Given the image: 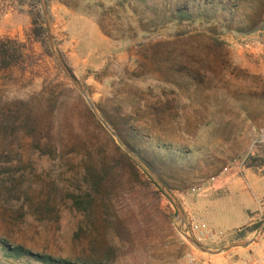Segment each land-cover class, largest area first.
I'll list each match as a JSON object with an SVG mask.
<instances>
[{"label":"rangeland","instance_id":"1","mask_svg":"<svg viewBox=\"0 0 264 264\" xmlns=\"http://www.w3.org/2000/svg\"><path fill=\"white\" fill-rule=\"evenodd\" d=\"M162 3L151 0L150 6ZM31 4L0 0V41L26 45L27 58L0 72V106L9 120L0 125V235L35 252L109 264H201L205 258L225 264L231 252L246 247L224 248L258 243L264 216L247 239L235 232L197 241L185 203H196L198 189L221 175L247 168L248 158L264 148V54L256 50L264 45V29L244 35L216 19L158 26L124 13L117 1L41 0L50 57L31 37ZM15 25L23 27L21 36L9 29ZM49 35L98 114L59 64ZM40 93L41 130L24 123L20 106L7 105ZM102 110L129 129L124 138L135 150ZM98 115L146 168L133 159L140 175L120 169L94 190L90 156L129 154ZM158 146L186 150L189 158L172 164L163 152L156 174L140 155L153 161Z\"/></svg>","mask_w":264,"mask_h":264},{"label":"trees","instance_id":"2","mask_svg":"<svg viewBox=\"0 0 264 264\" xmlns=\"http://www.w3.org/2000/svg\"><path fill=\"white\" fill-rule=\"evenodd\" d=\"M32 1V17L33 27L31 32L32 39L40 43L45 49L46 55L52 57L50 47L47 40V30L44 27V16L41 8L38 10V4H41V0ZM117 1L118 7L121 8L124 13L138 14L148 19L147 24H155L158 26H166L170 23H182V22H194L205 21L206 19H216L225 25L227 31L238 32L244 35H253L261 32L264 29V0H236L237 4L230 6L226 0H162V4L165 7H161L159 4L153 9L150 6L151 0H110ZM247 5V6H246ZM161 8V9H159ZM249 11L251 14H245ZM26 45L19 43L16 40L5 39L0 41V72L4 70H10L13 67L21 66L22 63H26L24 50ZM70 72L74 75L73 70L69 67ZM75 77V76H74ZM45 92V90L43 91ZM7 105L20 106L23 109L24 123L28 125L30 122H34L39 129L44 128V122L46 119L43 117L42 109L40 113L36 114V109L45 106L44 93H40L37 96L30 97L19 101H10ZM4 109L0 106V125H7L9 120L7 116L3 114ZM91 114L92 111L89 109ZM104 118L114 127L118 132L122 140L129 146V142L124 138L125 130H129L120 126L119 122L113 120L105 111L102 110ZM24 125V124H23ZM123 129H125L123 131ZM134 132V130H131ZM131 133V132H129ZM133 137L139 139V134L131 133ZM41 148V145L39 144ZM131 147V146H129ZM132 148V147H131ZM133 149V148H132ZM163 149V150H161ZM135 150V149H133ZM166 152L170 156L172 164L184 163L186 158H189L190 152L186 150L171 151L170 149H164L161 146L152 150L153 157H157L153 161H146L141 155L140 157L150 166V168L156 173L155 163L159 162V155ZM179 159V160H178ZM90 164L88 168L103 169V174L98 172H91L90 176L94 175L95 183L93 189H100L103 185V178L115 177L117 170L129 169L132 174L140 175V168L137 163L129 154H119L118 157L112 158L108 154H92L90 156ZM180 161V162H179ZM247 168L255 170H263L264 174V148L260 154L256 156H250L248 158ZM92 174V175H91ZM108 207V204H105ZM110 225V222L105 221ZM115 226V223H112ZM260 226L255 224L253 226L244 228L240 232H237L236 238L238 240L246 239L250 233H254ZM0 264H109L104 261H85V260H70L59 256H53L51 254L35 252L24 245L12 243L6 237L0 235Z\"/></svg>","mask_w":264,"mask_h":264},{"label":"crops","instance_id":"3","mask_svg":"<svg viewBox=\"0 0 264 264\" xmlns=\"http://www.w3.org/2000/svg\"><path fill=\"white\" fill-rule=\"evenodd\" d=\"M17 14V13H16ZM13 14L6 15L10 19ZM14 35L21 36L23 27L9 28ZM7 34V30L4 31ZM10 35V33H8ZM264 54V45L256 49ZM206 187V186H205ZM196 203H185V210L193 215L194 221L207 239H218L240 232L257 223L264 216V174L263 170L236 168L225 173L206 187ZM247 239V238H246ZM212 263L205 258L201 264ZM225 264H264V234L255 245L240 248L224 258Z\"/></svg>","mask_w":264,"mask_h":264},{"label":"water","instance_id":"4","mask_svg":"<svg viewBox=\"0 0 264 264\" xmlns=\"http://www.w3.org/2000/svg\"><path fill=\"white\" fill-rule=\"evenodd\" d=\"M43 5H44V12H45V16L47 17V20H48V11H47V6H46V3L43 1ZM49 24V23H47ZM49 38H50V41H51V44H52V49H53V52H54V55L56 57V59L58 60L59 64L61 65V67L63 68V70L66 72V74L68 75V77L72 80L73 84L76 86V88L81 92V94L85 97V99L87 100L90 108L92 109V111L95 113V114H98L97 113V108H96V105L93 103V101L91 100L89 94L87 93V91L85 90V88H83L79 82L76 80V78L70 73V71L68 70V68L66 67V65L64 64L62 58L60 57L59 53L57 52V50L55 49L54 47V43L52 41V37L51 35H49ZM98 118L99 120L102 122V124L112 133L113 136L116 137V139L118 140V142L122 145V147L129 153V155L139 164L141 165L142 167L146 168L143 164V162L140 160V158L134 154L131 150H129L126 146H124V144L122 143V141L120 140V138L118 137V135L116 134V132L111 128V126L108 124V122L100 115H98ZM148 170V169H147ZM148 172L150 173V171L148 170ZM151 174V173H150ZM155 180H157V178L154 176ZM163 187V185H162ZM164 189V187H163ZM192 240V239H191ZM250 245V242L246 241L244 243H239L237 245H233L231 247H228V248H224L222 251H228L230 250L232 247H237V246H242V247H247ZM204 251H208L210 253H212V251H209V250H205V249H202Z\"/></svg>","mask_w":264,"mask_h":264},{"label":"built area","instance_id":"5","mask_svg":"<svg viewBox=\"0 0 264 264\" xmlns=\"http://www.w3.org/2000/svg\"><path fill=\"white\" fill-rule=\"evenodd\" d=\"M198 190L202 191L203 189L200 188ZM193 191L196 192L197 189H194ZM189 232L195 237V239H197V241H201L200 237H203L204 235L200 227L196 225L193 221L190 223ZM191 264H195L194 261H192Z\"/></svg>","mask_w":264,"mask_h":264}]
</instances>
